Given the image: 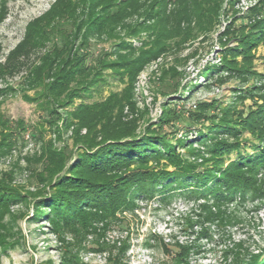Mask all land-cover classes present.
<instances>
[{
    "label": "trees",
    "instance_id": "16d2710c",
    "mask_svg": "<svg viewBox=\"0 0 264 264\" xmlns=\"http://www.w3.org/2000/svg\"><path fill=\"white\" fill-rule=\"evenodd\" d=\"M169 2L171 0H56L48 11L27 24L23 39L10 52L6 63L0 65V76L26 68L23 84L35 91V99L41 101L46 113L45 122L54 128L53 134L72 130L73 149L67 146L56 149L48 142L33 160L39 168L33 169L32 176L43 186L36 194L35 208L43 206L49 210L47 213L35 209V214L47 215L55 230L67 229L78 234L96 220L113 217L119 210L135 206V198L139 196L158 195L164 201L174 197L203 200L205 203L200 207L206 211V220L210 222L216 215L212 214L208 201L218 207L234 201L236 195L243 198L246 194H261L255 177L264 169V94L259 97L261 103H253L254 107L247 111H239L233 105L222 108L215 102L198 104L190 124L210 122L205 127L206 133L199 132V142L208 155L201 158L200 163L183 158L177 151L181 147L191 149L190 144L168 138L175 132V119L170 117L172 110L165 108L159 124L145 125L142 135L137 134L136 117L125 119V107L135 114L132 86L142 68L170 52L172 40L179 38L176 47L196 40V33L204 31L220 10V0H175L173 10L168 12ZM263 13L264 0H261L251 11L261 18L251 24L250 33L240 37L238 47L224 50L222 70L241 75L251 73L250 51L258 43L264 45ZM133 14H139L143 20L134 26L126 25L125 19ZM117 28L131 37L146 32L151 39L134 49L117 35ZM93 38L105 39L114 46L109 52L90 59L88 50ZM34 53L39 54L37 62L27 64ZM113 55L115 60H110ZM239 55L247 61L244 65L236 62ZM213 68L209 77L215 74ZM106 71L118 76L126 87L121 93L109 94L102 102H84ZM170 74L174 81L166 87L175 93L184 73L171 68ZM190 87L197 88L190 83L182 86L184 91ZM169 93L165 95L170 96ZM209 110H218L220 116L206 115ZM175 118L178 119V115ZM24 130L23 121L12 125L0 118V156L16 147V136ZM220 131L235 141L230 143L219 138ZM244 131L259 142L253 145L252 154H239L237 138ZM233 151L237 152L236 159L224 165ZM189 152L191 156L200 155L199 151ZM27 162L32 164L29 159ZM11 182V175L0 177V251L7 246L5 236L9 231L5 218L11 217V203L22 198ZM204 233L208 235L206 229H201L199 237ZM176 247L180 257L174 264H182L181 258L186 257L192 247ZM256 258L248 264H256Z\"/></svg>",
    "mask_w": 264,
    "mask_h": 264
},
{
    "label": "rangeland",
    "instance_id": "374dc122",
    "mask_svg": "<svg viewBox=\"0 0 264 264\" xmlns=\"http://www.w3.org/2000/svg\"><path fill=\"white\" fill-rule=\"evenodd\" d=\"M55 1L0 0V65L6 63L10 52L23 39L27 24L48 11ZM174 1L168 3V12L173 10ZM260 1L220 0L218 16L212 18L204 31L196 33V40L180 47L175 46L179 38L172 40L170 52L142 68L132 86L135 114L129 113L127 107L124 109L125 119H138V135H142L145 125L159 124L165 108L172 110L176 113L170 114L175 119V132L168 138L190 144L191 149L181 147L177 151L183 158L200 163L201 158L208 155L199 142V132L206 133L205 127L210 122L190 124L198 104L215 102L222 108L233 105L239 111H247L254 107L253 103H261L259 97L264 94L263 44L258 43L249 54V70L255 76L221 68L224 50L238 47L240 37L250 33L251 24L261 18L251 14ZM142 20L139 14H133L125 19V23L134 26ZM116 32L134 49L151 39L146 32L134 37L127 36L121 28ZM113 46L105 39H91L90 59L101 52H109ZM38 55H30L27 64L37 62ZM115 58L113 55L110 60ZM236 62L244 65L247 61L239 55ZM211 67L215 74L209 77ZM171 68L184 73L175 93L166 87L174 81ZM25 76V67L11 75L0 76V118L7 119L12 125L17 121L25 123V130L16 136V147L0 156V177L11 175V186L18 189L22 197L11 203V217L5 218L9 233L5 236L7 246L0 251V264H174L180 257L177 245L192 247L188 255L181 258L182 264H248L255 257L256 264H264V169L255 177L261 194H246L243 198L236 195L234 201L218 207L208 201L212 214L216 215L210 222L206 220V211L200 207L205 203L203 200L186 201L174 197L164 201L157 195L136 197L135 206L119 210L113 217L96 220L78 234L67 229L55 230L47 215L35 214L37 210L47 213L49 210L43 206L35 208L36 194L43 186L32 176L33 169L39 168L33 160L48 142L56 149L64 146L73 149L72 130L53 134L54 128L45 122L47 118L41 101L35 99L34 90H28L23 84ZM188 83L197 88L184 91L182 86ZM125 87L126 83L118 76L106 71L98 86L92 88L89 97L83 101L102 102L109 94L121 93ZM166 92H170V96L165 95ZM240 96L244 98H237ZM213 113L220 116L218 110H209L206 115ZM84 133L82 130L81 134ZM219 138L230 143L235 141L222 131ZM203 140L209 145L204 135ZM237 140L240 155L254 153L253 145L259 143L248 131L242 132ZM191 150L199 151L200 155L191 156ZM236 157L237 152L233 151L224 165ZM27 159L32 161L31 165ZM201 229H206L208 235L204 236V233L199 237Z\"/></svg>",
    "mask_w": 264,
    "mask_h": 264
}]
</instances>
